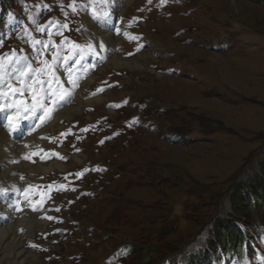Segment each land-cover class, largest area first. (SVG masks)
I'll return each instance as SVG.
<instances>
[{
	"label": "rangeland",
	"instance_id": "1",
	"mask_svg": "<svg viewBox=\"0 0 264 264\" xmlns=\"http://www.w3.org/2000/svg\"><path fill=\"white\" fill-rule=\"evenodd\" d=\"M89 1L0 0L5 99L35 92L37 104L53 96L62 101L72 97L68 83L83 81L81 72L96 75L82 87L89 104L78 100L80 112L62 113L32 155L55 157L64 167L44 174L37 164L22 162L29 167L13 170L17 179L28 170L41 175L28 178L27 188H33V209L44 206L46 220L38 224L35 214L21 213L27 224L17 226L33 262L264 264V217L249 209L250 190L243 191L240 218L233 216L245 232L241 244L227 248L213 232L230 222L235 186L257 190L264 183V0H160L166 2L160 12L148 9L146 0H130L115 53L129 60L143 54L139 68L109 59L102 64L109 45L93 34L88 18L100 19L109 0L97 6L99 17L87 8L79 13ZM127 19L148 39L131 57L125 55L135 50L133 42L122 46L118 39L121 32L125 39ZM62 36L72 38L59 54L76 55L62 62L55 54L52 61ZM78 57L91 63L80 69ZM49 63L54 67L47 70ZM101 80L114 86L94 95ZM23 111L14 109L4 120L18 112V119L26 118ZM69 122H77L75 135L62 134ZM83 125L87 138L77 143Z\"/></svg>",
	"mask_w": 264,
	"mask_h": 264
},
{
	"label": "bare ground",
	"instance_id": "2",
	"mask_svg": "<svg viewBox=\"0 0 264 264\" xmlns=\"http://www.w3.org/2000/svg\"><path fill=\"white\" fill-rule=\"evenodd\" d=\"M131 2L130 0H109L107 11L101 13L100 19L97 17L88 18L89 27L92 29L93 34L96 35L97 39L102 40L104 45H109V50L107 52L108 58L105 60L101 55L102 64L107 63L109 59V62H112V65L117 67L130 66L131 64H133L131 68H139L142 66L140 58L143 54H139L138 58L135 60H129L115 53L116 45H118L115 41L117 30L123 29L124 27L121 18L122 11H125L126 6ZM105 12L108 13L107 16L103 15ZM117 16L118 22H114V18ZM87 50L90 51L91 49L88 48ZM99 67L101 66L99 65L97 68ZM81 74V77H84L85 81L83 79L80 84H71L67 90L68 93L72 94V97H66L62 101L58 100V98L55 99L59 102V113L56 114L54 119L47 125L39 126L40 122L43 121L46 116L45 107L41 110H39L40 108L38 107L35 108L34 110H38V112H33V114L30 115L33 117L30 121H20L11 128L9 127V123L4 121V115H0V264H36L33 262L34 256L29 254L25 249L23 237L19 234L17 226L27 224V220L19 219V214L21 213L35 214L38 219V224L43 222L40 220H46L43 216L44 206H41V208L39 207L37 212L33 209L36 206L34 202L35 199L30 193L33 191V188H27L28 178L38 181L37 176L41 175L35 171L28 170L26 175V171L18 172L17 179L13 170L15 168L24 170L29 167V165L22 162H27L31 165L37 164L44 174L54 168L64 167L62 161L56 160L55 157L49 159L45 158V154L32 155L35 154V149L39 145L45 146L46 143L45 140L41 139V134L45 133L50 125L58 123L59 119L62 118V113L67 114V112L71 111L80 112L83 106L89 104L91 99H85L86 101L83 100L82 87L93 82L96 75L93 72L90 74L81 72ZM100 96L93 101L99 102L102 98ZM77 101L82 104V107L76 106V104H78ZM0 111L2 112L3 109H0ZM38 114H40V116H38ZM5 123L7 124L5 125ZM9 130H13L14 133L10 134ZM53 155L57 157V154ZM74 160L80 161L78 154L74 156Z\"/></svg>",
	"mask_w": 264,
	"mask_h": 264
},
{
	"label": "trees",
	"instance_id": "3",
	"mask_svg": "<svg viewBox=\"0 0 264 264\" xmlns=\"http://www.w3.org/2000/svg\"><path fill=\"white\" fill-rule=\"evenodd\" d=\"M260 164H262L264 166V159L262 161L259 162ZM264 174H262L263 176ZM245 190H250L253 198H250L249 201V209L253 210L254 212H258L260 213L263 217H264V183H263V187L259 188L257 190H255V188H248L245 186H241V185H237L234 187L233 192H235L233 194V200H232V204H231V213L228 214L230 215V222L227 223V221L224 223H220L216 225V229L218 230H213L214 235L216 236V240H220L221 244L227 248H235L237 246H239L241 244V241L244 238V233L240 226H239V222H238V218H240L239 212H240V208H242L243 206V191ZM257 192V193H256ZM253 201V202H251ZM251 205H254V207H252ZM236 212V213H235ZM232 213H235V215H232ZM233 216H236V218H234ZM229 221V220H228ZM227 223V224H226ZM217 232V234H216ZM212 242V239L208 240V243ZM213 245V244H212Z\"/></svg>",
	"mask_w": 264,
	"mask_h": 264
},
{
	"label": "snow or ice",
	"instance_id": "4",
	"mask_svg": "<svg viewBox=\"0 0 264 264\" xmlns=\"http://www.w3.org/2000/svg\"><path fill=\"white\" fill-rule=\"evenodd\" d=\"M95 15H97L98 17H99V15L100 14H98V13H94ZM103 15L104 16H107L108 15V13L107 12H105V13H103ZM119 31V30H118ZM139 50V49H138ZM102 90V89H101ZM13 91H19V89H15V90H13ZM61 99H63V96H61L60 97ZM19 105H23V101H20L19 102ZM37 106H39V105H33L32 107H33V110L35 109V107H37ZM7 107H17V104H15V103H13V104H9V105H7ZM25 110H27V109H25ZM18 118H19V112L17 113V116L16 117H9L8 119H9V127L11 128V127H13V124H12V121L15 119V120H17L18 121ZM26 158H28V157H26ZM81 175H82V173H81ZM48 219H52V217H48Z\"/></svg>",
	"mask_w": 264,
	"mask_h": 264
}]
</instances>
